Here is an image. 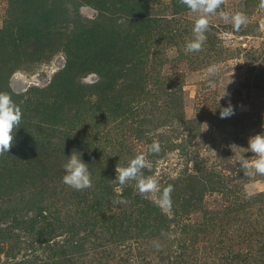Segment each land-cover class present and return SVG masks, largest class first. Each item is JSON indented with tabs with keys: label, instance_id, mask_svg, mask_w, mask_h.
Returning a JSON list of instances; mask_svg holds the SVG:
<instances>
[{
	"label": "rangeland",
	"instance_id": "1",
	"mask_svg": "<svg viewBox=\"0 0 264 264\" xmlns=\"http://www.w3.org/2000/svg\"><path fill=\"white\" fill-rule=\"evenodd\" d=\"M8 7V0H0V28ZM79 12L89 19L98 14L89 4ZM236 15L247 20L238 31L232 21ZM199 16L188 11L183 27L193 23L192 32ZM208 20L201 51L185 53L191 33L179 46H165L147 65L150 74L168 80L148 84L151 97L141 104L145 115L129 125L112 116L88 121L100 126L96 144L113 153V170L97 185L106 162L91 167L94 183L85 201L67 185L47 188L46 208L61 227L45 237L51 247L27 256L19 247L11 252L14 258L0 252V264H264V175L254 170L245 175L240 167L244 159L251 164L258 158L247 149L249 139L264 134V4L223 0ZM65 61L60 51L50 61L17 70L12 89L22 94L45 87ZM97 78L93 73L81 80ZM229 99L235 115L221 119L220 108ZM109 133L112 147L103 143ZM145 137H154L161 151L150 153ZM233 144L239 147L232 150ZM138 155L151 165L143 176L158 184L157 191L143 195L154 211L128 202L125 189L139 192L136 182L115 181L117 165L127 167ZM168 187L170 206L161 203Z\"/></svg>",
	"mask_w": 264,
	"mask_h": 264
},
{
	"label": "trees",
	"instance_id": "2",
	"mask_svg": "<svg viewBox=\"0 0 264 264\" xmlns=\"http://www.w3.org/2000/svg\"><path fill=\"white\" fill-rule=\"evenodd\" d=\"M8 3L0 28V93L10 95L23 115L9 153L0 156V252L13 257L11 252L19 247L26 256L41 246L51 247L45 245V237L61 227H56L52 220L55 215L46 208L45 192L55 183L66 185L63 166L73 152L81 155L90 172L93 165L106 162L97 185L105 183L103 177L113 170V153L100 150L96 144L100 126L88 121L112 116L129 125L135 117L145 115L141 104L151 97L148 84L162 85L168 80L150 74L147 65L163 54L165 46H179L193 34L188 28L193 23L183 27L182 20L190 10L179 0ZM83 4L96 8L97 16H81ZM60 51L66 61L49 84L31 87L22 94L14 92L10 80L17 70L50 61ZM93 73L96 81L82 82L84 76ZM137 122L142 126L145 121ZM103 139L107 146H113L110 133ZM145 140L152 153L155 138ZM118 144L125 145L121 141ZM75 194L85 201L90 192L84 189ZM125 194L128 202L154 211L149 200L134 188H126Z\"/></svg>",
	"mask_w": 264,
	"mask_h": 264
},
{
	"label": "clouds",
	"instance_id": "3",
	"mask_svg": "<svg viewBox=\"0 0 264 264\" xmlns=\"http://www.w3.org/2000/svg\"><path fill=\"white\" fill-rule=\"evenodd\" d=\"M179 3L185 6L192 12L200 13L199 18L195 21L192 32L194 39L188 41L185 45V53H195L202 50L203 44L206 41V33L209 30V14H214L221 8L223 0H179ZM264 4V0H262ZM235 30H239L242 25L246 24V17L236 15L232 18ZM226 91L223 98L227 97ZM235 106L232 105L231 100H228L226 107H221L219 117L221 119L231 118L235 115ZM22 110L12 100L11 96L6 93H0V156L9 153L13 145L16 130L19 129L22 122ZM239 147L235 144L231 146ZM249 152L255 154L257 159L249 163L248 159H244L240 163L245 175H249L252 170L255 173L264 175V134H257L249 139ZM152 153H159L161 146L158 142L154 141L150 146ZM77 153V152H75ZM64 175L62 177L63 183L67 186L82 191L92 187L91 173L89 165L83 161L81 155L73 154L68 157L67 162L64 164ZM151 165L146 161L144 155H138L132 159L127 167H120L117 165V176L115 181L120 185H125L130 181H135L137 189L140 194L155 192L158 189V184L152 178H145L143 176V169L150 168ZM171 187L165 188L161 195V203L170 206ZM123 203V201H120Z\"/></svg>",
	"mask_w": 264,
	"mask_h": 264
}]
</instances>
